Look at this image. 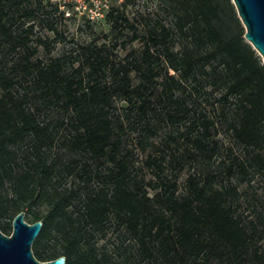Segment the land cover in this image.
Wrapping results in <instances>:
<instances>
[{
	"label": "trees",
	"instance_id": "obj_1",
	"mask_svg": "<svg viewBox=\"0 0 264 264\" xmlns=\"http://www.w3.org/2000/svg\"><path fill=\"white\" fill-rule=\"evenodd\" d=\"M48 1L0 0V58L21 49L11 67L0 64L1 232L10 235L11 219L27 208L32 223L42 221L32 250L39 261L64 255L65 264H264V207L254 218L244 216L240 205L245 193L239 190L255 172L264 175V63L245 40L232 1L157 0L168 20L155 18L140 56L114 62L102 46L82 47L88 56L71 74L63 71L59 57L47 63L31 60L32 25L23 29L24 19H33L36 7ZM107 16L114 26L119 18L127 21L114 15V9ZM46 23L54 30L52 20ZM175 38L182 41L178 51L172 48ZM162 60L167 61L166 79L172 82L175 75L194 78L199 67L216 63L222 98L233 101L228 129L249 158L234 156L218 170L190 175L182 194L176 193L175 182L159 178L150 196L132 177L117 135L123 124L113 118L111 108L117 97L147 116ZM16 87L25 90L20 93ZM52 104L71 112V134L62 144L92 158L94 168L84 163L77 172L78 160L61 163L45 155L54 135L39 111ZM201 124L204 132L194 140L196 149L189 156L207 166L214 150L208 146V123ZM72 174L99 185L60 189L61 179ZM41 202L46 204L44 214L35 210ZM111 220L116 245L112 250L99 248L94 233H103Z\"/></svg>",
	"mask_w": 264,
	"mask_h": 264
},
{
	"label": "rangeland",
	"instance_id": "obj_2",
	"mask_svg": "<svg viewBox=\"0 0 264 264\" xmlns=\"http://www.w3.org/2000/svg\"><path fill=\"white\" fill-rule=\"evenodd\" d=\"M95 17L86 13L80 14L72 4L63 0H49L36 7L33 19H24L23 29L32 25L30 45L35 48L31 60L49 62L51 57L62 59L63 71L67 74L88 56L82 49L86 46H102L109 60L126 62L134 56H140L147 29L156 17H168L158 8L157 0H99ZM114 9L125 16L127 21L119 18L116 26L109 20L107 13ZM52 20L54 30H50L46 20ZM182 41L175 38L172 48L178 51ZM20 50L0 58V64L11 67L20 58ZM215 62L199 67L194 78H179L175 82L165 76L167 61L162 60L158 77L151 85L152 110L147 116L141 117L136 109L130 110L129 105L115 97L112 101L111 114L116 121L123 124L122 130H117L121 147L127 153L131 162V174L137 185L152 195L159 178L175 182L177 194L185 192L187 178L208 168H222L232 157L247 161L249 154L233 139L228 123L232 118L234 107L232 98L225 101L222 98L224 88L219 81L220 68ZM87 71L84 72L86 74ZM168 73H174L168 69ZM133 83H138V76L131 73ZM87 79V76H84ZM107 71L104 80L108 81ZM25 86L27 84L25 83ZM16 89L22 93L21 87ZM173 95H170V91ZM171 98V99H170ZM176 98L178 103L172 100ZM34 103L30 104V108ZM71 112L64 111L60 105L52 104L39 111V118L48 123L49 131L54 135V143L45 149L49 161L57 160L67 163L78 160V170L84 163L95 167V161L87 155H78L70 151L62 142L71 134L69 126ZM207 122L208 146L214 150L209 167L190 158L189 153L195 152L194 140L202 135L204 127L201 122ZM197 123L192 127V123ZM106 166V165H105ZM253 171L250 168V172ZM253 173V172H252ZM159 176V177H158ZM97 188L98 182L92 179L85 182L72 174L61 179L59 188H69L77 185ZM239 190L245 193L240 210L247 218H254L256 212L264 207V175L255 172L253 176L240 184ZM84 191L81 192V195ZM247 197L245 200L244 198ZM35 210L44 214L46 204L39 203ZM24 219L32 223L31 211L24 210ZM12 220V219H11ZM1 221V218H0ZM114 220L107 225L104 232H95L93 241L99 248L112 250L116 245ZM51 243H55L51 241ZM33 250V244L31 246Z\"/></svg>",
	"mask_w": 264,
	"mask_h": 264
},
{
	"label": "water",
	"instance_id": "obj_3",
	"mask_svg": "<svg viewBox=\"0 0 264 264\" xmlns=\"http://www.w3.org/2000/svg\"><path fill=\"white\" fill-rule=\"evenodd\" d=\"M244 27L245 40L261 56L264 63V0H231ZM24 211L12 219L10 235L0 230V264H65L66 257L39 261L33 254L32 244L38 236L42 221L28 223Z\"/></svg>",
	"mask_w": 264,
	"mask_h": 264
},
{
	"label": "built area",
	"instance_id": "obj_4",
	"mask_svg": "<svg viewBox=\"0 0 264 264\" xmlns=\"http://www.w3.org/2000/svg\"><path fill=\"white\" fill-rule=\"evenodd\" d=\"M66 3L72 4L80 14L86 13L90 17L100 14L97 8L99 0H63Z\"/></svg>",
	"mask_w": 264,
	"mask_h": 264
}]
</instances>
